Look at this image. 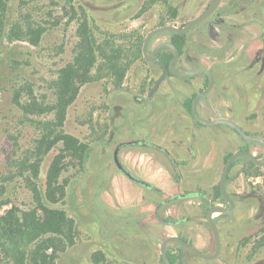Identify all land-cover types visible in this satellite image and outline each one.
<instances>
[{"label": "rangeland", "instance_id": "374dc122", "mask_svg": "<svg viewBox=\"0 0 264 264\" xmlns=\"http://www.w3.org/2000/svg\"><path fill=\"white\" fill-rule=\"evenodd\" d=\"M213 1L10 0L5 28L0 26V216L13 208L38 209L42 219L48 208L64 212L70 239L45 238L49 254L57 248L53 264H165L161 243L174 235L206 254L215 251L207 213L213 205L229 206L212 197L226 157L248 148L264 161V145L227 125H201L185 111L183 101L206 87L204 75L167 78L149 99L162 70L142 54L151 30L183 27ZM217 12L220 17L210 16L187 35L179 69L214 75V87L198 104L203 119L227 118L264 138V0H222ZM29 15L46 29L39 44L11 41V26ZM84 18L99 59L94 80L80 84L66 107L60 130L88 152L80 160L58 143L37 159L33 178L16 177L15 165L41 137L32 120L56 118L46 108L55 100L60 71L79 51ZM168 40V32L156 35L149 50ZM113 58L121 80L109 69ZM117 149L121 165L148 185L119 169ZM54 164L59 178L53 200H47ZM233 164L226 190L234 210L215 214L220 256L206 260L172 242L167 251L178 256L176 264H264V167L243 157ZM156 210L160 221L177 224L158 222Z\"/></svg>", "mask_w": 264, "mask_h": 264}, {"label": "trees", "instance_id": "16d2710c", "mask_svg": "<svg viewBox=\"0 0 264 264\" xmlns=\"http://www.w3.org/2000/svg\"><path fill=\"white\" fill-rule=\"evenodd\" d=\"M9 2L10 0H0V26L2 28H5L4 25L6 22V13ZM87 23L86 18L80 20L78 28V36L80 37L79 51L74 57L72 63L67 64L66 67L60 71L58 79L55 80L53 84L56 97L54 102L46 108V111H54L56 118L47 122L32 120L36 129H39L41 132V137L37 140V145H35L30 156L23 158L15 165V171L13 173L16 177H25L30 173L33 178L37 173V159L51 150L58 143L63 144L62 151H66L69 154L78 157L80 160H84L88 152V146L86 144L81 143L73 136L64 134L60 130L63 124L66 107L76 99L79 85L94 80L92 69L95 67L99 59V46H97L94 32L88 30ZM45 31L46 29L33 21L29 15L27 18L25 17L23 20L14 23L7 34H9L8 37L11 41L24 40L31 42L33 45H37ZM171 41L178 47L181 53L184 52L186 36L173 34ZM172 56L173 53L169 55L168 53L163 52V56L160 58L167 63V58H171ZM117 65L118 64L114 58L109 60V69L115 70L113 71V75L115 76H119ZM121 79L122 77L119 76L117 80ZM194 97L195 95L192 98H186L183 103L189 113H191ZM32 113L38 114V111ZM155 148L158 151L163 152L166 156L168 155L166 150H163L160 147ZM242 150L249 149L243 148ZM231 155L232 154H229L226 157V160ZM243 158L250 161L251 166L256 165L250 159L246 157ZM33 159L35 161H33ZM233 166L234 164L232 167ZM58 172L59 170L54 164L49 173V193L45 194L47 200H53L52 197L55 193V183H57V179L59 178ZM175 176V180L179 181V176ZM31 190L34 192L37 191L35 187L31 188ZM212 197L214 201L220 199L223 201L225 200L220 192L219 184L214 188ZM37 200L39 201L40 198L38 197ZM222 215L224 214H221V216ZM158 222L167 225L177 224V222L172 220L166 222L159 220ZM68 224L69 219L64 212L59 210H53L50 208L46 209L44 219H42L38 209L21 211L13 208L9 210L4 215L0 216V259L8 261L10 264H53L54 258L56 257L55 250H57V248L54 247V251L49 254L50 240L45 238L48 235H61L68 241L70 239V232H67L66 230ZM184 240L187 241L186 239ZM167 253L171 263L176 264L178 256L171 251H167ZM162 261L164 262L163 258Z\"/></svg>", "mask_w": 264, "mask_h": 264}, {"label": "water", "instance_id": "95a60500", "mask_svg": "<svg viewBox=\"0 0 264 264\" xmlns=\"http://www.w3.org/2000/svg\"><path fill=\"white\" fill-rule=\"evenodd\" d=\"M221 2H222V0H214L212 2V4L210 5V7L205 12H203L198 17L192 19L190 22H188L183 27H178V26H174V25H165V26L155 28L147 34V36L145 37L144 46H143L144 56L148 61H155L157 64H159L162 67V70H163L162 74L157 79L152 90L150 91L149 99H151L152 95L160 88L161 84L169 76L170 72L172 75L177 76V77H181V78L197 76L200 74H207L210 78L209 86L207 88H205L203 91L199 92L193 100L192 114H193L195 120L199 124L205 125V126H214V125H221V124L230 126L231 128H233L239 135H241L246 140L259 142L262 145H264V138L259 137V136L250 135V134L246 133L237 123H235L234 121H232L230 119L216 118V119H212V120H205L199 116L198 111H197V104L203 96L207 95L212 90L213 85H214V75L210 70L196 69V70L177 71L174 68V65H175V62L177 61V59L180 55V52H179V49L176 47V45L170 41L161 42L152 53H149V51H148L149 43H150L151 39L156 34L161 33V32H169V31L175 32L177 34H188L197 24L203 22L209 16H211L218 9ZM162 47H169L174 52V59L171 63L170 70L156 56L157 51ZM118 152H119V149H117L115 151L114 156H115V162L118 165L119 169L126 176H128L131 180H134L138 183H142V184L147 185L146 183H143L141 180H139V179L135 178L133 175H131L121 165V163L119 162V159H118ZM240 157H246V158L250 159L256 165L264 167V161L259 160V158L249 150H239V151L233 153L226 160V163H225V166H224V169L222 172L221 180L219 183V187H220V192H221L223 198L228 202L229 206L225 207L223 205H213L209 208L208 213H207V222H208V224L212 230V234H213L214 241H215V251L212 254H206V253L202 252L200 249H198L195 245L185 241L180 236H177V235L169 236V237L165 238L161 243V256H162L165 264H172L170 259H169L168 253H167V245L169 243H172V242L179 244L181 247L191 251L192 253H194L197 256H199L203 259H206V260H213V259H216L220 256V252H221V248H222V242H221L220 231H219L218 224L216 222L215 214L228 215V214L232 213V211L234 210V202H233L232 198L229 196V194L227 193L226 183H227L228 175H229V172H230V169H231L233 163ZM155 214H156V217L159 219L158 210H156Z\"/></svg>", "mask_w": 264, "mask_h": 264}, {"label": "flooded vegetation", "instance_id": "af4514ba", "mask_svg": "<svg viewBox=\"0 0 264 264\" xmlns=\"http://www.w3.org/2000/svg\"><path fill=\"white\" fill-rule=\"evenodd\" d=\"M210 7V6H209ZM212 15H215V16H217V17H220V13L219 12H217V10L212 14ZM211 15V16H212ZM210 17V16H209ZM208 17V18H209ZM207 18V19H208ZM202 23V22H201ZM200 24V23H199ZM198 25V24H197ZM196 25V26H197ZM165 26V25H164ZM158 28V27H157ZM191 32V31H190ZM189 32V33H190ZM162 33V32H161ZM168 33H170V40H168V41H170V42H172L171 40H172V36H173V34H177V33H175V32H168ZM188 33V34H189ZM158 34H160V33H158ZM158 34H156V35H158ZM188 34H179V35H184V36H186V46H187V41H188V39H187V35ZM155 35V36H156ZM154 36V37H155ZM152 40V39H151ZM151 42V41H150ZM162 42H164V41H162ZM161 43V42H160ZM160 43H158L157 44V46L160 44ZM173 43V42H172ZM150 44V43H149ZM174 44V43H173ZM143 46H144V42H143ZM143 46H142V54H143V57L145 58V56H144V53H143ZM157 46L154 48V49H151V50H149V47H148V51H149V53H152L156 48H157ZM186 46H185V49H184V52L183 53H181L180 52V50H179V52H180V55H179V57H178V59H177V61L175 62V65H174V68L177 70V71H182V70H180L179 69V62H180V60H181V57H182V55L185 53V51H186ZM177 47V46H176ZM178 48V47H177ZM163 52H166V53H168L169 55L171 54V53H173V56L171 57V58H167V63L164 61V60H162L160 57L161 56H163ZM156 56L169 68V70H170V66H171V63H172V61H173V59H174V52H173V50L171 49V48H169V47H162V48H160L158 51H157V53H156ZM257 57H259V55L257 56ZM145 60L146 61H148L146 58H145ZM148 62H150V63H153V64H155V65H157L161 70H162V67L159 65V64H157L155 61H148ZM196 70V69H195ZM163 71V70H162ZM185 71V70H184ZM162 74V73H161ZM200 75H204L205 77H206V79H207V85H206V87L205 88H207L208 86H209V84H210V78H209V76L207 75V74H200ZM197 76H199V75H197ZM170 77H177V76H174V75H172L171 74V72H170V74H169V76L167 77V78H170ZM192 77H194V76H192ZM166 78V79H167ZM179 78H181V77H179ZM183 78H188V77H183ZM214 84H215V78H214ZM213 87H214V85H213ZM204 88V89H205ZM152 90V89H151ZM150 90V91H151ZM203 91V90H202ZM198 94V93H197ZM196 94V95H197ZM195 95V96H196ZM204 97V96H203ZM152 98V97H151ZM195 98V97H194ZM194 98H193V100H194ZM201 100V99H200ZM200 100H199V102H200ZM185 101V100H184ZM184 101H183V103H184ZM199 102H198V104H199ZM192 104H193V101H192ZM198 104H197V111H198ZM183 107H184V105H183ZM184 109H185V111L186 112H188L187 110H186V108L184 107ZM191 115H192V117L194 118V116H193V114H192V107H191V113H190ZM198 114H199V111H198ZM200 116V115H199ZM201 117V116H200ZM202 118V117H201ZM195 119V118H194ZM203 119V118H202ZM197 122V121H196ZM119 147V146H118ZM148 185V184H147Z\"/></svg>", "mask_w": 264, "mask_h": 264}]
</instances>
